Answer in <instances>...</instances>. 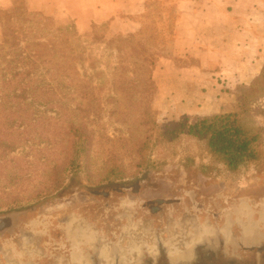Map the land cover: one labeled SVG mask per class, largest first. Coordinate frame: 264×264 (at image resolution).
I'll return each instance as SVG.
<instances>
[{
  "label": "rangeland",
  "instance_id": "374dc122",
  "mask_svg": "<svg viewBox=\"0 0 264 264\" xmlns=\"http://www.w3.org/2000/svg\"><path fill=\"white\" fill-rule=\"evenodd\" d=\"M17 1L8 12L13 13L15 7L27 12H40L49 17L51 28L71 27L77 30L83 35L82 45L85 46L82 55L86 60L81 62L88 67L87 58L92 56L99 60L97 67L105 71L109 70L107 65L114 66L117 60L107 46L92 43L93 37L98 35L99 38L110 39L126 36L138 32L144 20L142 16L135 31L109 36L106 35L108 21H92L88 30L78 27L80 6L75 0H70L71 13L62 0L59 3L52 0L45 11L32 10L25 0ZM148 1L151 5L145 24L150 23L149 27L154 32L162 31L166 35L164 54L157 59L152 72L154 92L150 94L151 85L129 70V86H133L135 95L127 93L123 96L124 105L121 108L124 110L120 111L125 115H112L114 101L110 97L114 85L105 78L94 81L98 101L106 104V110L100 112V123H93L90 127L95 130L100 128L104 135L118 139L110 150L113 160H108L110 151L98 148L87 171L68 172L61 177L57 173L60 166L53 171L52 164H38L39 170L51 171L49 176L43 177L45 171L41 170L42 175L29 178L13 166V160L20 158L21 151H7V160L0 159V224L9 218L14 221V226L19 223L15 233L0 235V264L19 261L76 264L70 231L78 226L92 233H88L80 244L89 257L88 264H183L178 263L180 260L175 263L172 257L179 251L178 248L183 252L189 251L187 241L194 238L193 232L198 226L209 223L222 228L229 224L234 219L232 215L237 214V206L245 199L249 200V206L264 204V78L261 74L250 84L237 87L218 83L196 86L198 90L217 89V93L219 89L230 90L232 93L227 95L228 99L215 98L217 103L230 104L227 107L232 108L229 112H242L245 123L260 133L256 158L237 170H229L209 152L205 141L187 133L151 148L149 165H140V157L127 149L128 144H123V139L130 136L131 118L137 120L135 117L141 116L148 104L155 109L161 126L183 116H188L190 121L211 116L210 113L201 116L181 114L183 108L178 105L184 106L190 101L185 100L183 94L194 96V93L187 91V86H178L177 93V90L173 91L175 83H165V73H170L166 63L174 67L190 65L195 60L190 56L171 58L169 46L174 38L171 33L174 19L170 12L154 4V0ZM174 3L175 0H170L168 6L172 7ZM2 11L0 9V20L4 17ZM0 30L2 41V26ZM161 70L162 78L159 75ZM187 75L188 72L183 74L184 77ZM171 92L177 94L176 98L180 101L172 98ZM4 153V148L0 147V158ZM111 166H117L120 172L109 173ZM25 214L27 216L20 223L21 215ZM235 235L227 238L229 245L221 243L217 248L194 241L191 256L183 262L264 264V245L247 250L239 245V237ZM114 247H120L122 251L131 249L127 252L128 262L122 261L120 251L106 255L105 252Z\"/></svg>",
  "mask_w": 264,
  "mask_h": 264
},
{
  "label": "trees",
  "instance_id": "16d2710c",
  "mask_svg": "<svg viewBox=\"0 0 264 264\" xmlns=\"http://www.w3.org/2000/svg\"><path fill=\"white\" fill-rule=\"evenodd\" d=\"M168 2L153 3L170 12L175 23L176 5L170 7ZM150 5L146 0L143 25L138 32L110 39L93 37L92 43L107 46L117 60L114 66L107 65L108 71L99 69V60L92 56L87 58L89 68L81 62L86 60L82 55L85 46L83 35L77 30L51 28L49 17L40 12H27L20 7H15L13 13L2 11L0 147L6 153L0 159L7 160V151L18 150L20 158L10 159L15 170L33 178L41 174L38 164H52L53 171L60 166L57 173L63 177L68 172L89 170L98 148L110 151L115 147L118 139L90 127L100 123V112L106 110V104L98 101L94 81L105 78L114 85L110 97L114 101L112 115H125L120 111L124 110L122 98L127 93L135 95L133 86H129V70L151 85L150 94L154 92L152 72L157 59L164 54L166 35L154 32L150 23L145 24ZM171 33L174 35V27ZM260 74L264 78V67ZM131 95L127 96L133 99ZM155 112L149 104L145 106L142 115L135 117L137 120L131 118L130 136L123 139L127 149L140 157V165L150 164L151 148L183 133L205 141L209 152L231 171L257 156L260 133L245 123L240 111L191 121L183 116L164 126L158 123ZM112 156L110 151L108 160H113ZM117 169L111 166L109 173L118 174ZM42 171L43 177L51 172Z\"/></svg>",
  "mask_w": 264,
  "mask_h": 264
},
{
  "label": "crops",
  "instance_id": "0c3cea01",
  "mask_svg": "<svg viewBox=\"0 0 264 264\" xmlns=\"http://www.w3.org/2000/svg\"><path fill=\"white\" fill-rule=\"evenodd\" d=\"M25 1L32 10L45 11L52 0ZM55 1L59 3L60 0ZM17 2L0 0V9L8 10ZM75 2L80 6L78 27L88 30L92 21H108L109 36L137 30L146 4V0ZM62 4L71 13L70 0H62ZM175 5L178 17L174 23V38L169 46L170 56L174 60L190 56L195 61L190 65L174 67L166 63L170 73L166 72L163 80L165 83H175L173 91L177 90V93L178 86H187V91L194 93V96L183 94L185 100L190 101L184 106L178 105L183 108L181 114L201 116L231 111L232 108L227 109L230 104L217 103L218 99H228L227 95L232 93L230 90L219 89L217 93V89L205 91L198 90L196 86H214L218 83L237 87L250 84L261 73L264 67V0H175ZM186 72L189 75L184 77ZM159 75L162 78V70ZM165 83L161 85L162 88ZM170 95L180 101L174 92ZM248 204L249 200H243L235 210L237 214L232 215L233 221L222 228L209 223L198 226L193 232L195 239L187 243L190 246L189 251H185L184 256L181 254L182 259L179 258L181 262L191 256L194 241L199 245L217 248L221 243L229 245L227 238L237 234L239 245L243 248H262L264 204Z\"/></svg>",
  "mask_w": 264,
  "mask_h": 264
},
{
  "label": "flooded vegetation",
  "instance_id": "af4514ba",
  "mask_svg": "<svg viewBox=\"0 0 264 264\" xmlns=\"http://www.w3.org/2000/svg\"><path fill=\"white\" fill-rule=\"evenodd\" d=\"M30 214V213H29ZM27 215L25 214V215H21V217H20V223L22 222V219L24 218V217H26ZM17 224H19V223H17ZM16 224V225H17ZM16 225L14 226V221L13 220H11V218H9L8 220H6V221H4V222H2L1 224H0V235L2 236V235H6V234H13V233H15V231H17L18 230V228H15L16 227ZM77 227H75L74 229L73 228H71V229H73V230H71L70 231V236L73 238V244H74V247H75V252H74V258H75V262L74 263H76V264H88V262H89V257L82 251V249L80 248V244H81V242L82 241H84V238L87 236V235H83V232H78L77 231V229H76ZM72 232H73V234L75 235V236H72ZM87 234L89 233H91V232H88L87 230L85 231ZM88 234V235H89ZM92 234V233H91ZM187 243H188V241H187ZM135 246L133 245L132 246V249L134 248ZM130 250L131 249H129V250H126V249H124L123 251L121 250V248L120 247H114L112 250H107L105 253H106V255H108V256H110L114 251L116 252V253H118V251H120L121 253H119L121 256H122V261L123 262H128V253L127 252H130ZM178 250L179 251H177V253H175L176 255L174 256V257H172L173 259H174V261H175V263L178 261V260H180V259H182V255L183 254H185L184 252H183V250L182 249H179L178 248ZM182 254V255H181ZM17 256V255H16ZM184 256V255H183ZM180 258V259H179ZM178 263H183V264H186V263H184V262H181V260H180V262H178ZM8 264H31V263H28V262H23V261H19V262H15V263H13V262H11V263H8Z\"/></svg>",
  "mask_w": 264,
  "mask_h": 264
},
{
  "label": "bare ground",
  "instance_id": "6f19581e",
  "mask_svg": "<svg viewBox=\"0 0 264 264\" xmlns=\"http://www.w3.org/2000/svg\"><path fill=\"white\" fill-rule=\"evenodd\" d=\"M248 225H249V224H248ZM76 229H77L78 232H83V235H87V233L85 232L87 229L85 230L84 227L78 226ZM72 236H75V235L73 234V232H72Z\"/></svg>",
  "mask_w": 264,
  "mask_h": 264
},
{
  "label": "water",
  "instance_id": "95a60500",
  "mask_svg": "<svg viewBox=\"0 0 264 264\" xmlns=\"http://www.w3.org/2000/svg\"><path fill=\"white\" fill-rule=\"evenodd\" d=\"M159 202H161V203H162V202H164V201H163V200H159Z\"/></svg>",
  "mask_w": 264,
  "mask_h": 264
}]
</instances>
